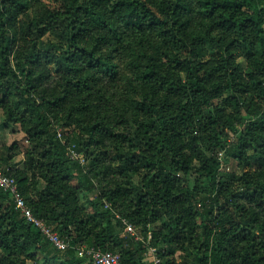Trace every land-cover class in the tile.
I'll return each instance as SVG.
<instances>
[{
  "label": "trees",
  "instance_id": "1",
  "mask_svg": "<svg viewBox=\"0 0 264 264\" xmlns=\"http://www.w3.org/2000/svg\"><path fill=\"white\" fill-rule=\"evenodd\" d=\"M0 130L23 134L0 170L68 242L0 188V264H149L115 213L162 264H264V0H0Z\"/></svg>",
  "mask_w": 264,
  "mask_h": 264
},
{
  "label": "built area",
  "instance_id": "2",
  "mask_svg": "<svg viewBox=\"0 0 264 264\" xmlns=\"http://www.w3.org/2000/svg\"><path fill=\"white\" fill-rule=\"evenodd\" d=\"M69 156L71 158L82 159L81 156H77L73 151H70ZM0 188L8 193L14 202L15 209L19 210L25 220L34 225L40 233L48 240V242L57 250L64 251L68 248V242L61 238L56 232L52 231L51 228L45 223L34 217L27 207L23 196L18 190L17 184L14 179L6 175L0 170ZM108 207V205H106ZM115 217L119 219L123 226V231L130 235L135 241L141 242L147 247L144 253L145 259L149 264H162V260L156 254V248L149 245L150 235L146 238L141 235L134 226L128 222L125 218H121L115 213ZM79 256H85L88 258L90 264H120L119 257L115 253L103 252L100 249L94 247H83L78 250Z\"/></svg>",
  "mask_w": 264,
  "mask_h": 264
},
{
  "label": "rangeland",
  "instance_id": "3",
  "mask_svg": "<svg viewBox=\"0 0 264 264\" xmlns=\"http://www.w3.org/2000/svg\"><path fill=\"white\" fill-rule=\"evenodd\" d=\"M22 139H23L22 133L12 132L11 130H0V147L1 146H9L13 142L21 143ZM219 157H220V161H221V173L222 174H226L228 172L235 170V161L233 159L227 158V156L224 154V152H221ZM21 160H22V155H17V157L15 158V161L21 162ZM194 177H195V175H191L188 177L190 185L193 184ZM201 187L205 191V187H206L205 181H202ZM151 228H154V226H152ZM73 254H74L73 256L77 257L78 260H81V261H83V263L88 264L87 263L88 262L87 257L79 256L78 251H77V253H73Z\"/></svg>",
  "mask_w": 264,
  "mask_h": 264
}]
</instances>
